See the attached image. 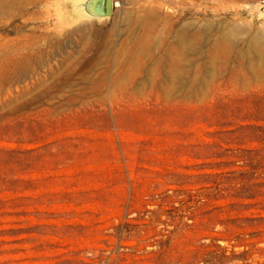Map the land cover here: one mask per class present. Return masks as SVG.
I'll list each match as a JSON object with an SVG mask.
<instances>
[{
  "label": "rangeland",
  "instance_id": "1",
  "mask_svg": "<svg viewBox=\"0 0 264 264\" xmlns=\"http://www.w3.org/2000/svg\"><path fill=\"white\" fill-rule=\"evenodd\" d=\"M114 1L0 0V264H264V0Z\"/></svg>",
  "mask_w": 264,
  "mask_h": 264
},
{
  "label": "water",
  "instance_id": "2",
  "mask_svg": "<svg viewBox=\"0 0 264 264\" xmlns=\"http://www.w3.org/2000/svg\"><path fill=\"white\" fill-rule=\"evenodd\" d=\"M117 4L114 0H51L53 14L66 30L87 23H108ZM260 7L264 8V3Z\"/></svg>",
  "mask_w": 264,
  "mask_h": 264
},
{
  "label": "bare ground",
  "instance_id": "3",
  "mask_svg": "<svg viewBox=\"0 0 264 264\" xmlns=\"http://www.w3.org/2000/svg\"><path fill=\"white\" fill-rule=\"evenodd\" d=\"M189 41L184 33L177 36V42L180 48L187 54L190 52ZM208 58V62L211 64L209 74L201 78V74L193 72L190 62L184 59L183 56H179L176 52L172 53V55L169 54L164 73L166 89L172 91L177 87L183 86L182 89L190 90V87H197L198 85L205 84L216 72L215 59L211 56L210 52L208 53Z\"/></svg>",
  "mask_w": 264,
  "mask_h": 264
}]
</instances>
